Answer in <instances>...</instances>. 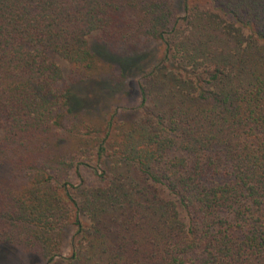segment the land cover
<instances>
[{
    "label": "trees",
    "instance_id": "trees-1",
    "mask_svg": "<svg viewBox=\"0 0 264 264\" xmlns=\"http://www.w3.org/2000/svg\"><path fill=\"white\" fill-rule=\"evenodd\" d=\"M206 1L0 0V162L24 179L0 183V245L42 264H264V0ZM95 32L162 44L129 114L112 99L135 56ZM56 57L95 88L61 84Z\"/></svg>",
    "mask_w": 264,
    "mask_h": 264
},
{
    "label": "rangeland",
    "instance_id": "rangeland-1",
    "mask_svg": "<svg viewBox=\"0 0 264 264\" xmlns=\"http://www.w3.org/2000/svg\"><path fill=\"white\" fill-rule=\"evenodd\" d=\"M182 0H171V4L174 6L175 11L178 15H183L185 13ZM188 6L197 5L202 7H207L206 0H187ZM119 20L122 23L127 22L129 19H135L136 14L130 10H123L119 14ZM119 23V22H118ZM103 33L95 32L90 35L89 44L93 47H99L102 54L112 55L115 57L125 58L135 56L134 63H136L139 70L129 73L128 76L124 79V87L113 96L112 100L115 105L128 109L126 114H129L131 107H135L139 103V95L137 92V80L138 77L147 70H149L153 65H155L162 55V44L159 40L149 38L147 36L138 34L135 37V42H122L121 40L106 39L102 35ZM56 61L62 69L63 78L61 84L63 85H74L76 90L79 92L81 87H83V92L85 89L95 88L93 80H91L85 86H81L79 80L83 75V68L73 65L68 61L56 57ZM8 154V151H7ZM3 157V156H2ZM4 162V161H3ZM3 162H0V183L12 182L15 187H21L23 185L24 179L19 174H14L12 171L3 165ZM72 233V228H68L65 232L64 237V247L63 254H67L69 251L68 241ZM40 256L27 251L25 248L16 245V244H3L0 245V264H42Z\"/></svg>",
    "mask_w": 264,
    "mask_h": 264
}]
</instances>
